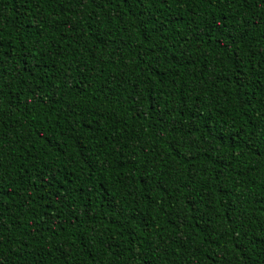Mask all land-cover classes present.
<instances>
[{
  "label": "trees",
  "instance_id": "obj_1",
  "mask_svg": "<svg viewBox=\"0 0 264 264\" xmlns=\"http://www.w3.org/2000/svg\"><path fill=\"white\" fill-rule=\"evenodd\" d=\"M0 264H264V0H0Z\"/></svg>",
  "mask_w": 264,
  "mask_h": 264
}]
</instances>
